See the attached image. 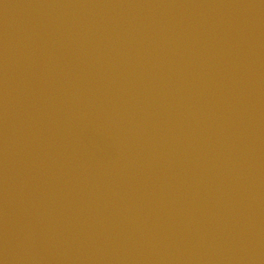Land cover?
<instances>
[{"label": "water", "instance_id": "water-1", "mask_svg": "<svg viewBox=\"0 0 264 264\" xmlns=\"http://www.w3.org/2000/svg\"><path fill=\"white\" fill-rule=\"evenodd\" d=\"M2 264H264V0H0Z\"/></svg>", "mask_w": 264, "mask_h": 264}, {"label": "clouds", "instance_id": "clouds-1", "mask_svg": "<svg viewBox=\"0 0 264 264\" xmlns=\"http://www.w3.org/2000/svg\"><path fill=\"white\" fill-rule=\"evenodd\" d=\"M0 264H2V262H0Z\"/></svg>", "mask_w": 264, "mask_h": 264}]
</instances>
